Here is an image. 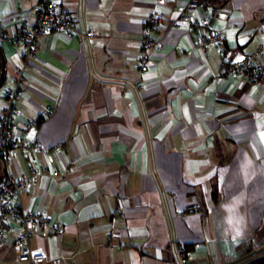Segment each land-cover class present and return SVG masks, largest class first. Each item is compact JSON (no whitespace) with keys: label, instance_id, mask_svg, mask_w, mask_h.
Returning a JSON list of instances; mask_svg holds the SVG:
<instances>
[{"label":"crops","instance_id":"obj_1","mask_svg":"<svg viewBox=\"0 0 264 264\" xmlns=\"http://www.w3.org/2000/svg\"><path fill=\"white\" fill-rule=\"evenodd\" d=\"M61 1L80 33L40 35L17 123L46 118L26 133L35 147L0 158V184L9 173L49 169L19 201L62 232L38 227L27 244L46 253L44 264H246L261 256L264 82L225 75L217 46H194L204 28L173 23L190 0ZM37 2L0 0L4 29L31 23ZM217 2L213 28L227 60H242L264 41V0ZM156 11L166 13L161 45L142 72L141 30ZM23 63L24 47L0 40V108ZM16 239L12 229L0 241V264H29L17 260Z\"/></svg>","mask_w":264,"mask_h":264},{"label":"built area","instance_id":"obj_2","mask_svg":"<svg viewBox=\"0 0 264 264\" xmlns=\"http://www.w3.org/2000/svg\"><path fill=\"white\" fill-rule=\"evenodd\" d=\"M218 0H190L177 7L178 16L173 22L175 25L187 24L190 27H202L194 41V46L206 50L209 45H215L219 49L222 72L228 74H242L251 81L264 82V66L260 59L264 55V41L252 54L242 60L228 61L229 49L223 34L213 28V22L219 16ZM202 7L209 9L210 14L196 18L191 13ZM34 19L31 23L23 21L22 26L9 33L4 29L0 18V40H10L16 45L24 47V63L17 67L12 76V84L6 90V102L0 108V158L6 163L11 159L17 149L28 151L35 147L34 143L26 138L30 128H36L46 117L33 119L24 117L23 125L17 123L18 100L24 94V80L27 68L33 65L39 49L40 35L48 31H63L69 35L80 33L74 16L62 4L61 0H38L33 6ZM166 13L156 11L151 13L141 30V52L138 60L142 72L149 69V62L153 51L161 45L157 38V30L165 21ZM87 36H93L92 31L86 32ZM50 109L48 115H51ZM49 171L46 165H40L31 170L28 176L7 174L0 184V241H5L10 230L17 231L16 244L20 246L17 260L29 264H44L47 261L46 253L33 250L28 240L38 227L51 225L53 231L62 232L57 224H51L49 217L40 212L23 211L20 197L31 183L37 181L40 175ZM53 264H60L56 259Z\"/></svg>","mask_w":264,"mask_h":264},{"label":"trees","instance_id":"obj_3","mask_svg":"<svg viewBox=\"0 0 264 264\" xmlns=\"http://www.w3.org/2000/svg\"><path fill=\"white\" fill-rule=\"evenodd\" d=\"M246 264H264V255L256 257L251 261L247 262Z\"/></svg>","mask_w":264,"mask_h":264},{"label":"rangeland","instance_id":"obj_4","mask_svg":"<svg viewBox=\"0 0 264 264\" xmlns=\"http://www.w3.org/2000/svg\"><path fill=\"white\" fill-rule=\"evenodd\" d=\"M260 254H261V255H264V251H262Z\"/></svg>","mask_w":264,"mask_h":264},{"label":"snow or ice","instance_id":"obj_5","mask_svg":"<svg viewBox=\"0 0 264 264\" xmlns=\"http://www.w3.org/2000/svg\"><path fill=\"white\" fill-rule=\"evenodd\" d=\"M262 135H264V134H262Z\"/></svg>","mask_w":264,"mask_h":264}]
</instances>
